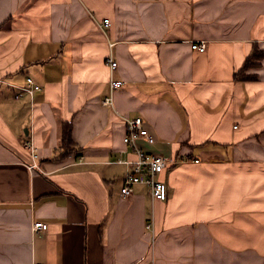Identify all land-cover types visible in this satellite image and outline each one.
<instances>
[{
    "label": "crops",
    "instance_id": "1",
    "mask_svg": "<svg viewBox=\"0 0 264 264\" xmlns=\"http://www.w3.org/2000/svg\"><path fill=\"white\" fill-rule=\"evenodd\" d=\"M28 77L0 82V264H264V0H0V79ZM135 116L180 160L165 200L121 194Z\"/></svg>",
    "mask_w": 264,
    "mask_h": 264
},
{
    "label": "built area",
    "instance_id": "2",
    "mask_svg": "<svg viewBox=\"0 0 264 264\" xmlns=\"http://www.w3.org/2000/svg\"><path fill=\"white\" fill-rule=\"evenodd\" d=\"M103 30H106L111 25V20L109 18H104L100 23ZM193 49L199 51H205L207 44L204 41H194L192 43ZM107 63L110 66L111 70H115L118 62L111 55L107 58ZM0 82H4L16 89L15 97L19 98L23 95H29L33 100L34 95L37 91L42 89V86L38 84L32 77H28L24 84H13L7 82L6 80L0 79ZM110 91L104 97L103 104L108 106H113V94L114 91L122 88L124 81L110 77ZM126 122V134L124 136V142L131 147L134 151L136 157L134 159L122 160L118 162H123L128 165L127 171L124 175L123 184L121 187V194L128 195L133 191V186L135 184H145L150 187L151 195L154 199L165 200L168 196V185L167 182L160 178V173L164 171L167 167L177 164L180 160L174 159L170 156L154 153L144 150L139 144V139H144L148 143H154L155 137L145 126L144 119L141 116L135 117H124ZM26 144L30 147L32 151L33 158L37 157L35 152V146L32 140H27ZM198 161V159H196ZM30 168L37 167V163L33 160V163L30 164ZM48 226L47 223L43 221H38L34 224L36 229H46ZM146 228L148 230L153 229L151 222L146 223Z\"/></svg>",
    "mask_w": 264,
    "mask_h": 264
},
{
    "label": "trees",
    "instance_id": "3",
    "mask_svg": "<svg viewBox=\"0 0 264 264\" xmlns=\"http://www.w3.org/2000/svg\"><path fill=\"white\" fill-rule=\"evenodd\" d=\"M248 63H246L247 65ZM62 144L65 149H67V152H70V148L73 145V139H72V127L71 123L67 122L63 126V132H62Z\"/></svg>",
    "mask_w": 264,
    "mask_h": 264
}]
</instances>
